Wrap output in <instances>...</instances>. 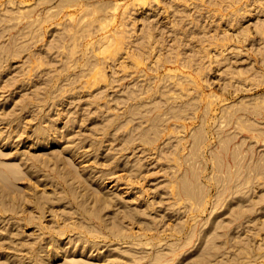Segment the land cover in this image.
Listing matches in <instances>:
<instances>
[{
    "label": "rangeland",
    "instance_id": "1",
    "mask_svg": "<svg viewBox=\"0 0 264 264\" xmlns=\"http://www.w3.org/2000/svg\"><path fill=\"white\" fill-rule=\"evenodd\" d=\"M0 163V264H264V0H0Z\"/></svg>",
    "mask_w": 264,
    "mask_h": 264
},
{
    "label": "bare ground",
    "instance_id": "2",
    "mask_svg": "<svg viewBox=\"0 0 264 264\" xmlns=\"http://www.w3.org/2000/svg\"><path fill=\"white\" fill-rule=\"evenodd\" d=\"M136 99V98H135ZM51 129V128H50ZM52 130H54V129H52ZM35 133V137L37 138V140H36V144H37V146L39 145V146H47V145H49V144H53V143H56V142H58L59 140H60V138H59V134H56V133H54L53 131L51 132V131H49V129H48V127H47V129H44V127L43 128H40L39 130H36V132H34ZM235 134L233 133V135H231L230 134V136H234ZM201 136H202V133H201ZM200 136V137H201ZM199 137V138H200ZM203 137V136H202ZM201 137V138H202ZM235 137V136H234ZM203 139V138H202ZM202 139L199 141V142H201L202 141ZM231 140H232V138H230ZM229 139V140H230ZM234 139V138H233ZM229 140H228V142H229ZM198 142V143H199ZM202 143V142H201ZM200 143V144H201ZM70 148H68V150H69ZM57 157V156H56ZM56 161L57 160H55V163H56ZM60 160H58L57 161V163L59 162ZM64 161V160H63ZM65 161H67V163L65 162ZM64 162L66 163V165H68V162L70 161V160H65ZM71 162V161H70ZM25 163V162H24ZM63 163V162H62ZM1 164V163H0ZM64 164V163H63ZM17 165V166H16ZM25 164H23V163H19V164H13V165H7V166H0V216L1 217H5L4 215H10L11 216V219H9L8 221L10 222V223H12L13 225L14 224H19L20 226H24L27 222H28V220L30 219V217H29V214L27 213V204L25 203V201L23 200V198L21 197V188H16L15 187V184H19V181H21L22 179H23V182H24V179H27V178H29V177H31L32 175H31V173H29L27 170H26V167L24 166ZM65 165V164H64ZM65 165V166H66ZM72 165V164H71ZM57 166V165H56ZM65 166H63L64 168H65ZM35 167H36V165H35ZM59 167V166H58ZM68 169V168H67ZM35 170V169H34ZM66 170V169H65ZM70 170V169H69ZM69 170H68V173H69ZM25 172V173H27V174H22L21 172ZM37 171V170H36ZM71 171V170H70ZM89 171V170H88ZM70 174V173H69ZM34 175V174H33ZM39 175V174H38ZM66 175V174H65ZM64 175V172H63V179L66 177ZM65 176V177H64ZM70 176H71V174H70ZM62 177V176H61ZM68 177V176H67ZM72 177V176H71ZM38 178H39V176H38ZM73 178V177H72ZM98 178V177H97ZM40 179V178H39ZM99 179V178H98ZM38 180V179H37ZM73 181H74V179H73ZM75 182V181H74ZM98 182V181H97ZM65 183V182H64ZM72 183V182H71ZM185 185H186V183H185ZM188 186V185H187ZM185 187V186H184ZM187 188V187H186ZM185 188V189H186ZM189 191L191 190V189H188ZM187 190V191H188ZM194 191L196 190V188L195 189H193ZM180 191H181V189H180ZM186 191V192H187ZM193 191V192H194ZM190 192H192V190L190 191ZM190 192H189V194L187 193L186 195H189V196H191L192 197V195H190ZM192 192V194L195 196L196 194H198L197 192H198V190H197V192H196V194H194ZM224 193H226L225 191L223 192V194ZM200 194V193H199ZM222 194V195H223ZM225 195V194H224ZM220 196H221V194H220ZM219 196V197H220ZM199 197V196H198ZM197 197V198H198ZM222 197V196H221ZM200 198V197H199ZM198 198V199H199ZM197 199V200H198ZM197 200H195V201H197ZM218 200H219V198H218ZM224 200V199H223ZM202 201V200H201ZM200 201V202H201ZM219 202V201H218ZM202 203V202H201ZM200 203V204H201ZM217 203V202H216ZM222 203H224V202H222ZM199 204V205H200ZM184 226V225H183ZM192 236V235H191ZM193 237V236H192ZM211 240V239H210ZM181 247H182V245H180ZM183 246H185V245H183ZM170 249H171V247H169ZM175 248H177V247H175ZM174 247H173V249L174 250H172L173 252H174V254H175V250H177L178 248H179V246H178V248L177 249H175ZM57 249V248H56ZM168 249V248H167ZM180 250V249H179ZM74 251H86L85 250V247H77V248H75L74 249ZM169 251V250H168ZM164 252V251H163ZM171 252V251H170ZM99 253V252H98ZM179 253V252H178ZM59 254H61L62 255V252L61 253H59ZM167 254V252H165L164 254H163V256L161 255V257L158 255L157 257H158V259H154V260H156L155 262H156V264H165V263H167V262H165V260L166 259H164V258H167V259H169V260H171L170 262H172L173 260L171 259V258H174V256L173 257H170V258H168V257H164V255L165 256H167L166 255ZM168 254H169V252H168ZM96 255H100V254H96ZM170 255H172V252H171V254ZM176 255V254H175ZM240 255V254H239ZM52 258H58L59 256H58V254H53L52 256H51ZM164 257V258H163ZM182 257V256H181ZM139 257H136V259H134V263H135V260H137V262L139 263V260L141 259V258H143V257H141L140 259H138ZM179 258H180V256H179ZM253 258V257H252ZM254 258H256V257H254ZM258 258V257H257ZM256 258V259H257ZM178 259V258H177ZM237 259V258H236ZM240 259V258H239ZM238 259V260H239ZM169 260H168V262H169ZM180 260H181V258H180ZM241 260V259H240ZM252 260V259H251ZM167 261V260H166ZM175 261H177V260H175ZM179 261V260H178ZM202 261L203 262H205L206 263V261L207 262H209V259L208 260H206V261H204L203 259H202ZM237 261V260H236ZM248 261V263L247 264H250L249 263V261L250 260H247ZM252 261H254V262H258V261H256V260H252ZM251 261V262H252ZM153 262V261H152ZM151 262V263H152ZM169 262V263H170ZM239 263H240V261H238ZM242 262V261H241ZM172 263H174V262H172ZM178 263V262H177ZM202 263V262H201ZM73 264H81V263H76V262H74ZM153 264V263H152ZM155 264V263H154ZM243 264H244V262H243Z\"/></svg>",
    "mask_w": 264,
    "mask_h": 264
}]
</instances>
